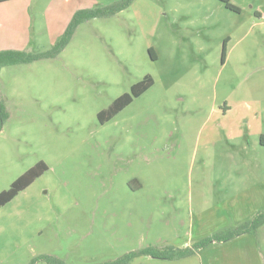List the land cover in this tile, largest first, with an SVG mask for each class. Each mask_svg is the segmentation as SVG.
<instances>
[{"label":"rangeland","instance_id":"obj_1","mask_svg":"<svg viewBox=\"0 0 264 264\" xmlns=\"http://www.w3.org/2000/svg\"><path fill=\"white\" fill-rule=\"evenodd\" d=\"M230 2L239 11L221 0L0 3V53L52 50L78 12L115 8L80 22L56 54L0 66V192L48 165L0 206V264L193 246L264 211V0ZM146 75L153 85L101 122ZM130 264H264V224Z\"/></svg>","mask_w":264,"mask_h":264},{"label":"trees","instance_id":"obj_2","mask_svg":"<svg viewBox=\"0 0 264 264\" xmlns=\"http://www.w3.org/2000/svg\"><path fill=\"white\" fill-rule=\"evenodd\" d=\"M9 0H0V2H5ZM227 6L235 11H239V8L233 5L230 0H221ZM115 8H106L101 9L97 8L95 10H84L80 11L76 14L73 22L70 27L66 31L65 35L55 44L52 50L44 51L36 54L27 53L21 50H7L0 53V66L19 64V63H29L32 62L35 58H39L42 56H50L52 54H56L59 52L68 42L74 28L83 20L97 16V15H108L112 13ZM226 42L223 45V59L226 56ZM151 56L156 58L155 53L150 49ZM153 85V78L150 75H146L142 80L135 83L131 87L130 92H126L119 97H117L108 108L99 112L98 117L101 122H106L107 120L112 119L115 115H117L122 109H124L127 105H129L135 97L143 94L147 89H149ZM0 111L4 112V107L0 101ZM264 136H261V144L264 145ZM48 169V165L44 161L37 162L34 166L30 167L27 171L21 174L9 188L4 189L0 192V206L11 201L21 190L25 189L29 186L37 177H39L45 170ZM264 224V211H259L253 219L246 221L239 226L228 229L226 231H221L213 236H210L206 239H203L193 246L187 247H176L174 245H166L163 248H159L156 246H147L143 249L134 250L127 252L120 257L105 261L101 264H130L131 261L140 256L141 254L149 255L156 258L162 259H181L185 257H189L196 253H199L203 250L209 243L214 241H228L230 239L236 238L243 234H254L257 230ZM46 259L50 264H65L63 261L55 259L50 256H46Z\"/></svg>","mask_w":264,"mask_h":264},{"label":"crops","instance_id":"obj_3","mask_svg":"<svg viewBox=\"0 0 264 264\" xmlns=\"http://www.w3.org/2000/svg\"><path fill=\"white\" fill-rule=\"evenodd\" d=\"M11 1H13V0L5 1V2H0V3H7V2H11ZM259 16H260L261 19L264 20V14L260 13ZM263 20H262V22H264ZM257 134H258V140L261 143V136L262 135L264 136V130H262V129L259 130V132ZM261 145L264 146L263 144H261Z\"/></svg>","mask_w":264,"mask_h":264}]
</instances>
